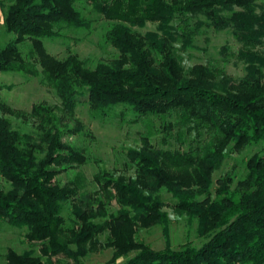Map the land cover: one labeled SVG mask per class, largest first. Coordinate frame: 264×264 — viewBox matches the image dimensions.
<instances>
[{"label": "trees", "instance_id": "1", "mask_svg": "<svg viewBox=\"0 0 264 264\" xmlns=\"http://www.w3.org/2000/svg\"><path fill=\"white\" fill-rule=\"evenodd\" d=\"M78 1L10 0L5 5L0 0L6 31L15 36L0 44V76L42 74L61 101L34 104L30 112L0 102V174L11 185L0 189V219L27 228L26 238L40 245V255L34 249L10 248L6 263L55 264L54 257L65 255L81 264L89 253L113 248L111 264L131 252L134 256L123 264H264V148L247 159L246 173L234 187L235 178L227 173L213 191L214 173L230 150L264 143V4L88 0L110 22L105 40L119 51L93 68L76 53L52 55L43 40L62 37L64 25L91 27ZM149 23L156 29L145 34L134 29ZM204 27L232 30L240 43L235 56L245 64L241 79L224 68L182 63L175 44L192 48ZM26 40L32 43L28 58L20 48ZM80 104L88 105L94 117L106 116L117 105L132 109L137 117L131 122L175 117L164 123L162 141L168 145L177 136L182 145L159 147L153 132L142 134L140 145L127 150L132 175L102 169L94 175V192L83 190L80 175L62 184L61 173L88 162L84 150L66 140L85 130L76 117ZM4 114L32 123L33 132L15 129ZM164 191L175 199L177 213L197 221L205 239L201 245L188 242L173 249L168 244L158 250L137 239L139 228L154 225L169 235ZM70 201L73 218L68 225L63 211ZM107 232L101 243L99 237Z\"/></svg>", "mask_w": 264, "mask_h": 264}, {"label": "rangeland", "instance_id": "2", "mask_svg": "<svg viewBox=\"0 0 264 264\" xmlns=\"http://www.w3.org/2000/svg\"><path fill=\"white\" fill-rule=\"evenodd\" d=\"M5 5L10 0H4ZM260 5L264 0H258ZM77 7L91 21L90 28L78 29L72 26L64 25L61 29L62 37L44 38L47 50L58 58H65L72 53H76L81 59L85 60L89 66L95 68L100 61H108L116 58L119 51L105 40V33L110 27V22L105 20L100 14L92 9L88 0H79ZM3 15L0 16V44L6 45L15 39L14 34L6 31L3 22ZM142 34L147 31L155 30L156 26L149 23L145 27H134ZM194 46L189 49H181L182 42L175 45L179 48L177 53L180 55L185 67L196 63H203L213 67L224 68L226 72L235 80L241 79L245 74V64L235 56L240 47V43L234 38L232 30L227 29L217 32L213 28L204 27L193 42ZM24 55L28 58V53L32 48L30 40L20 44ZM264 49V45L262 46ZM41 70L40 65H38ZM0 102L20 111L30 112L32 106L37 103L45 102L51 105H60L61 101L56 91L43 83V75L30 76L23 72H5L0 76ZM3 115V114H2ZM8 117L15 129L21 131H32V123L22 121L21 118L4 114ZM76 117L80 118L85 125L83 133L66 136V140L82 148L88 157V162L83 165L71 168L58 176L59 182L65 184L75 180L77 175L83 177V190L94 192L98 189L94 181V175L102 169L112 171L133 173V169L128 168L127 150L130 147L140 145L142 134L153 132V142L159 147L179 148L182 144L177 136L170 138V144H164L162 137L165 134L163 130L164 123L174 122L175 117L162 118H142L138 122H131L137 116L129 106H114L106 116L94 117L90 113L86 104H80L76 109ZM178 128L173 129L176 134ZM192 141L194 134L186 136ZM185 144L183 148H187ZM264 143L249 146L242 151L230 150L229 156L224 161L219 170L214 173V189L217 187L218 178L230 173L236 185L237 180L246 173L247 159L257 152H261ZM129 169V170H127ZM10 183L0 174V189L9 190ZM163 199L166 203L164 210L169 213V237L164 234L161 225L147 226L139 228L136 234L138 240L149 244L154 249H164L168 244L173 249L181 248L185 243L201 245L205 239L199 236L197 231V221L191 222L186 215H181L174 210L175 199L170 193L164 191ZM72 202L65 205L63 216L66 223L70 225L73 218ZM114 209L117 205H113ZM27 228H19L10 225L7 221L0 219V264L6 263V254L10 248L18 252L34 249L37 255H40L39 243L29 241L25 234ZM108 232L99 237L101 243L107 241ZM168 237V238H167ZM113 248H100L95 252L89 253L81 259V264H111ZM135 252L128 256L121 257L115 264H123L128 258L134 256ZM47 261V257H43ZM55 264H77L73 259L65 255H59L53 258Z\"/></svg>", "mask_w": 264, "mask_h": 264}]
</instances>
